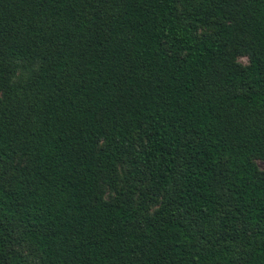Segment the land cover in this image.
I'll list each match as a JSON object with an SVG mask.
<instances>
[{"label":"trees","instance_id":"trees-1","mask_svg":"<svg viewBox=\"0 0 264 264\" xmlns=\"http://www.w3.org/2000/svg\"><path fill=\"white\" fill-rule=\"evenodd\" d=\"M257 161L264 0H0V264H264Z\"/></svg>","mask_w":264,"mask_h":264},{"label":"rangeland","instance_id":"rangeland-1","mask_svg":"<svg viewBox=\"0 0 264 264\" xmlns=\"http://www.w3.org/2000/svg\"><path fill=\"white\" fill-rule=\"evenodd\" d=\"M247 57H241L240 58V61L241 62H243V63H246L247 62ZM257 163H258V165H259V167L260 168H264V163L262 162V161H257ZM24 249L22 248V251H23ZM25 251V250H24Z\"/></svg>","mask_w":264,"mask_h":264}]
</instances>
